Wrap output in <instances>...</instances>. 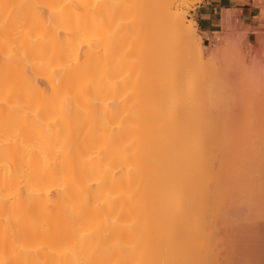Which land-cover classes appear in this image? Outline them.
Here are the masks:
<instances>
[{
	"label": "bare ground",
	"instance_id": "bare-ground-1",
	"mask_svg": "<svg viewBox=\"0 0 264 264\" xmlns=\"http://www.w3.org/2000/svg\"><path fill=\"white\" fill-rule=\"evenodd\" d=\"M177 1L0 0V264H264V128L223 117L243 53L195 81Z\"/></svg>",
	"mask_w": 264,
	"mask_h": 264
},
{
	"label": "rangeland",
	"instance_id": "rangeland-1",
	"mask_svg": "<svg viewBox=\"0 0 264 264\" xmlns=\"http://www.w3.org/2000/svg\"><path fill=\"white\" fill-rule=\"evenodd\" d=\"M177 2H180L179 7H177V8L179 9V11H181L183 13L185 22L187 24L189 23V21L192 22L194 24L196 30H197L196 32L199 34L198 29L196 27V24L194 22V19L192 18L190 13L195 8V6L199 3H202L203 0H178ZM261 12L264 13V10H261ZM256 31H259V30L256 29ZM262 35H264V33ZM225 36H226V34H224L222 36V38H219L218 41L214 42V44L211 43L210 45H207L206 43L204 44L203 39L201 38L202 39V41H201L202 47L200 45L199 46L202 50L201 51L202 53H198V59L200 62L198 61L197 58L194 59L191 63H189L190 65L189 64L186 65L187 66L186 68H188L187 71L188 72L190 71L189 73H190V75H192L190 77H192L195 81L198 80L199 82L200 81L203 82L204 80H206L208 74H210V73L214 74L213 76H215V77L222 78L223 77L222 74H224L222 71H224V69H222V68H221V70L219 69V67L221 66L220 64H222L220 62H223L222 56L220 53V52H222L221 49L223 50L225 48H230V52L231 53L234 52L235 54L234 53H232V54L236 55L238 53V49L240 48L242 53H243V59H242L243 61H241V63H239L240 62L239 60H238L239 61L238 62V61H235L236 59L235 60L232 59V63L229 66L230 67L229 69H232V71L229 70L230 76L228 77L229 79L227 80V85H228L227 90L229 92V93H227L228 94L227 100L229 101L227 103L229 104V106L227 107V109H225L226 112H224L223 117H224V119L225 118H228V119L234 118V121H236L238 119L240 121V125H239V121H238V124H236V125H238L241 128H264V77H262L261 80H259V81L252 79V77H251L252 73H254L253 68L256 65V62L258 61V59H259L258 64L260 66L264 67V49L261 48V44H260L261 37H257V39L255 40L256 46L253 48L252 52L250 53L249 51L243 50V48L237 44L236 35H235V37L231 36L230 37L231 40L226 42V43H225ZM216 44H219L217 46L219 47L220 50L214 54H210L209 50ZM235 44H236V46H235ZM235 48L237 50H235ZM188 49L190 50V47H188ZM194 52L195 51H192V53H194ZM258 56L259 57L261 56V58H258ZM192 63L194 65H192ZM239 64H241V66H239ZM242 65L246 66V68L243 67ZM213 67L215 68V70L211 69ZM221 67H223V65ZM247 68H248L249 72L245 71ZM244 71L247 73V75H245ZM231 76H232V78H231ZM240 76H241V78H240ZM245 76H248V78H247L248 80H246ZM249 78L251 79V81L249 80ZM194 80H192V81H194ZM243 80H246L244 83V86L242 83ZM247 81H250V82H247ZM187 92L189 93V91H187ZM235 98H236V100H235ZM223 111L224 110L222 109L221 113ZM221 113H220V115H222ZM227 113H229V114L227 115ZM214 116H217V115L214 114ZM223 117H221V119H223Z\"/></svg>",
	"mask_w": 264,
	"mask_h": 264
},
{
	"label": "crops",
	"instance_id": "crops-1",
	"mask_svg": "<svg viewBox=\"0 0 264 264\" xmlns=\"http://www.w3.org/2000/svg\"><path fill=\"white\" fill-rule=\"evenodd\" d=\"M261 10H264V0H203L190 13L199 32V45L202 47V39L204 44H214L224 34L226 43L239 30H248L256 40L264 33V13ZM217 45L209 50L210 54L220 50ZM255 46L256 43L253 48ZM242 48L250 53L253 50L246 46Z\"/></svg>",
	"mask_w": 264,
	"mask_h": 264
},
{
	"label": "snow or ice",
	"instance_id": "snow-or-ice-1",
	"mask_svg": "<svg viewBox=\"0 0 264 264\" xmlns=\"http://www.w3.org/2000/svg\"><path fill=\"white\" fill-rule=\"evenodd\" d=\"M236 40L238 45H240L241 47L246 46L249 50H251L256 43V41L253 40L252 36L249 35L248 30H239L236 33ZM260 44L261 48L264 49V35L261 36Z\"/></svg>",
	"mask_w": 264,
	"mask_h": 264
}]
</instances>
